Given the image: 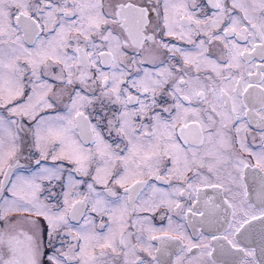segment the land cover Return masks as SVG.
Wrapping results in <instances>:
<instances>
[{
	"label": "snow or ice",
	"instance_id": "snow-or-ice-1",
	"mask_svg": "<svg viewBox=\"0 0 264 264\" xmlns=\"http://www.w3.org/2000/svg\"><path fill=\"white\" fill-rule=\"evenodd\" d=\"M0 264H264V0H0Z\"/></svg>",
	"mask_w": 264,
	"mask_h": 264
},
{
	"label": "flooded vegetation",
	"instance_id": "flooded-vegetation-1",
	"mask_svg": "<svg viewBox=\"0 0 264 264\" xmlns=\"http://www.w3.org/2000/svg\"><path fill=\"white\" fill-rule=\"evenodd\" d=\"M22 163H23V161H22Z\"/></svg>",
	"mask_w": 264,
	"mask_h": 264
}]
</instances>
